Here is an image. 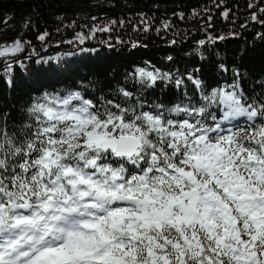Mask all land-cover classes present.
<instances>
[{"label":"snow or ice","instance_id":"obj_1","mask_svg":"<svg viewBox=\"0 0 264 264\" xmlns=\"http://www.w3.org/2000/svg\"><path fill=\"white\" fill-rule=\"evenodd\" d=\"M188 79L198 104L69 90L0 126V264H264V103Z\"/></svg>","mask_w":264,"mask_h":264},{"label":"trees","instance_id":"obj_2","mask_svg":"<svg viewBox=\"0 0 264 264\" xmlns=\"http://www.w3.org/2000/svg\"><path fill=\"white\" fill-rule=\"evenodd\" d=\"M17 41L22 51L0 56V126L9 133L44 93L123 104L124 89L145 111L198 104L189 75L205 92L235 82L264 103V0H0V46ZM140 68L171 79L147 87L134 78Z\"/></svg>","mask_w":264,"mask_h":264},{"label":"rangeland","instance_id":"obj_3","mask_svg":"<svg viewBox=\"0 0 264 264\" xmlns=\"http://www.w3.org/2000/svg\"><path fill=\"white\" fill-rule=\"evenodd\" d=\"M8 46H10V45H8V44H2L0 47H8Z\"/></svg>","mask_w":264,"mask_h":264}]
</instances>
